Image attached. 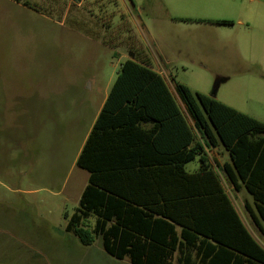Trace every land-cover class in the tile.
Listing matches in <instances>:
<instances>
[{"label": "rangeland", "instance_id": "rangeland-1", "mask_svg": "<svg viewBox=\"0 0 264 264\" xmlns=\"http://www.w3.org/2000/svg\"><path fill=\"white\" fill-rule=\"evenodd\" d=\"M30 1L38 12L0 0V264H131L66 229L104 89L135 44L174 83L264 121V0ZM189 16L232 23L179 19ZM223 181L245 217L246 191Z\"/></svg>", "mask_w": 264, "mask_h": 264}, {"label": "trees", "instance_id": "trees-1", "mask_svg": "<svg viewBox=\"0 0 264 264\" xmlns=\"http://www.w3.org/2000/svg\"><path fill=\"white\" fill-rule=\"evenodd\" d=\"M14 1L39 11L30 0ZM132 45L136 55L121 63L77 157L89 177L67 231L85 246L101 237L108 254L131 264H264V248L207 150L227 152L220 171L235 191L252 196L247 209L264 233V121L175 82L189 125L164 77ZM156 100L171 104V137L164 109L152 110ZM151 120L157 123L146 126Z\"/></svg>", "mask_w": 264, "mask_h": 264}, {"label": "crops", "instance_id": "crops-1", "mask_svg": "<svg viewBox=\"0 0 264 264\" xmlns=\"http://www.w3.org/2000/svg\"><path fill=\"white\" fill-rule=\"evenodd\" d=\"M251 1H255V0H251ZM179 19L181 20V21H185V22H205V21H207V22H215V20H210V19H201V18H196V17H179ZM216 20H228V19H216ZM241 23H243V21L241 20L240 21ZM217 23V22H216ZM222 24V23H221ZM237 43H238V41H237ZM238 46H239V44H238ZM148 56V55H147ZM148 58H149V60H150V64H151V66H152V69L153 70H155V71H157L158 73H160L163 77H164V79H165V81H166V83H167V86H168V88H169V90H170V92H171V94H172V96H173V98L176 100V102H177V104L179 105V107H180V109H181V111H182V113L185 115V117H186V119H187V121H188V123H189V125H192L193 127H194V121L191 119V117H190V114H189V111H188V108H187V106H186V104L183 102V100L181 99V97H180V95L178 94V92H177V90H176V87H175V83L173 82V79L171 78V75H168L165 71H164V69H162L163 67L162 66H159V65H155L154 64V62H153V60L148 56ZM114 83V82H113ZM113 83L111 84H107V86H106V88L104 89V95H103V99H102V101L100 102V104H99V107H98V109H97V112H96V115H95V117H94V120H93V122H92V125L90 126V128H89V131H88V133H87V135H86V137H85V140H84V143H85V141H86V139L88 138V136H89V134H90V132H91V130H92V127H93V125L95 124V122H96V120H97V118H98V116H99V114H100V112H101V110H102V108H103V106H104V103H105V101H106V99H107V97H108V94H109V91H110V89H111V87H112V85H113ZM221 101V100H220ZM223 102V101H222ZM225 103V102H224ZM227 104V103H226ZM152 105H153V107H152V110H153V112H155L156 114H160L161 113V111L163 110L164 111V114H165V117H167L168 119H169V121H170V126H169V130H168V135H169V137H171L172 136V113H171V104H168L167 103V100H156L155 101V103H152ZM168 105H169V108H170V110H169V115H168ZM229 105V104H228ZM231 106V105H230ZM233 107V106H232ZM235 108V107H234ZM237 109V108H236ZM239 110V109H238ZM243 112V111H242ZM245 113V112H244ZM248 114V113H247ZM250 115V114H249ZM169 116V117H168ZM157 123V121L156 120H151L149 123H147L146 124V126H148V127H151V126H154L155 124ZM84 143H83V145H84ZM83 145H82V147H83ZM82 147H81V149H82ZM218 149H222L223 151H224V154L226 155V159L224 160V161H221V160H217V165H214L213 164V162H212V158H211V152L212 151H215V150H218ZM208 150V153H209V156H210V161H211V163H212V165H213V167L215 168V170H217L218 172H219V174H220V177H221V179H222V182H223V185H224V181H223V177H224V179H226L225 178V176L223 175V173H221V171H220V168H219V166L220 165H223L228 159H229V156H228V154H227V152L222 148V147H217V148H213V149H207ZM81 151V150H80ZM87 171V170H86ZM88 172V171H87ZM88 177H89V173H88ZM227 181V180H226ZM87 182H88V180H87ZM228 182V181H227ZM229 183V182H228ZM230 184V183H229ZM231 185V184H230ZM86 186V185H85ZM232 186V185H231ZM233 187V186H232ZM246 193H247V195H248V197H246V199H245V209H246V211H245V217H243L242 216V214L239 212V214H240V216H241V218L243 219V221H244V223H245V225H246V227H247V229H248V231L251 233V235L262 245V247L264 248V233H263V231L261 230V228H259V226H257V224H255V222H254V220H253V217H252V215H251V213L248 211V209H247V206H248V204H249V202L250 203H252V196L246 191ZM234 203V202H233ZM235 205V204H234ZM254 214H255V211H254ZM262 226L264 227V222H262ZM92 246V245H91Z\"/></svg>", "mask_w": 264, "mask_h": 264}, {"label": "water", "instance_id": "water-1", "mask_svg": "<svg viewBox=\"0 0 264 264\" xmlns=\"http://www.w3.org/2000/svg\"><path fill=\"white\" fill-rule=\"evenodd\" d=\"M80 1V0H79ZM213 97H215V95H212Z\"/></svg>", "mask_w": 264, "mask_h": 264}]
</instances>
